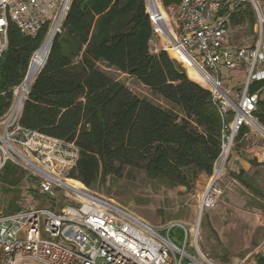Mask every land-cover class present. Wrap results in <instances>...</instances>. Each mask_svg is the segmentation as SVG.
<instances>
[{"label": "trees", "instance_id": "trees-1", "mask_svg": "<svg viewBox=\"0 0 264 264\" xmlns=\"http://www.w3.org/2000/svg\"><path fill=\"white\" fill-rule=\"evenodd\" d=\"M177 2L161 0L165 7ZM227 12L225 8L219 14ZM233 13L253 21L248 4H238ZM46 33L43 27L31 36L8 24L7 48L0 60V119L9 111L13 90L25 79ZM152 38L145 0L70 1L61 32L30 84L18 120L26 132L73 145L77 157L66 180L95 191L109 178H119L124 168L141 171L167 188H189L200 174L211 176L233 113L223 115L203 88L210 87L208 78L192 67L184 69L164 50L152 52ZM100 64L135 79L165 106L137 96ZM247 91L257 94L252 115L264 125V80L250 82ZM247 132L246 126L239 129L234 149ZM22 174L8 161L0 181L10 188ZM232 176L259 193L246 183L243 170ZM28 190L38 197L37 190ZM19 209L17 205L6 214ZM256 264H264V256Z\"/></svg>", "mask_w": 264, "mask_h": 264}, {"label": "built area", "instance_id": "built-area-1", "mask_svg": "<svg viewBox=\"0 0 264 264\" xmlns=\"http://www.w3.org/2000/svg\"><path fill=\"white\" fill-rule=\"evenodd\" d=\"M70 1L0 0V60L7 48L9 23L31 36L46 27L44 42L51 40L61 32ZM241 3L253 9L261 37L264 18L260 2L236 0V5ZM145 5L153 32L150 45L162 39L161 50L168 53L169 49H175L184 54L199 74L212 81L207 90L219 104L221 113L225 115L230 107L233 111L232 121L224 129L221 159L213 167L211 182L202 195L199 210L212 207L221 194L216 183L223 173L236 134L242 126L252 127L257 123L252 114L258 96L248 93L247 88L252 81L264 80V67H258L264 61L260 41L252 48H229L228 14H219V4L215 0H178L176 4L166 6L167 11L174 12L169 21L159 0H145ZM221 68L229 71L242 68L246 74L238 103L222 88ZM30 84L26 75L13 90L9 111L0 119L4 125V140H0V168L7 160L25 164L22 158L27 156L22 152L21 156L16 154L15 143L23 146L28 154L29 151L36 154L34 165L39 170L43 168L37 163L38 157L44 155L43 162L50 170L46 174L36 171L40 178L37 192L50 199L56 207L41 206L34 196L29 195L20 200L18 211L0 214V264H216L200 252L197 233L192 241L197 257L186 253L188 230L185 225L170 223L159 228L151 227L110 200L85 188L80 190L65 184L53 160L63 152L64 147L73 145L26 132L18 125ZM15 132L20 133L23 139H17ZM32 139L38 140L34 148L29 145ZM75 160H70L71 164L62 161L61 167L68 165L71 168ZM57 189H63L61 195ZM57 198L65 199L67 203L58 207ZM175 226L185 233L183 248L170 238ZM260 248L261 256H264V240Z\"/></svg>", "mask_w": 264, "mask_h": 264}, {"label": "rangeland", "instance_id": "rangeland-1", "mask_svg": "<svg viewBox=\"0 0 264 264\" xmlns=\"http://www.w3.org/2000/svg\"><path fill=\"white\" fill-rule=\"evenodd\" d=\"M260 10L264 15V0H261ZM246 33L252 34L249 24L247 26L244 24L238 35ZM167 54L176 60L169 53ZM181 57V63L176 61L184 69L191 68L185 60L186 57L182 54ZM100 67L137 96L150 98L165 106L161 100L152 98L149 90L135 79L108 68L104 64H100ZM220 75L222 88L228 92L235 103H238V96L244 89L246 77L243 69L237 68L229 71L221 68ZM227 112L233 113L232 108L227 109ZM253 118L256 119L254 116ZM231 121L232 119L228 121V124ZM257 123L264 130V125L258 121ZM247 129L248 132L244 135L240 145L236 149L232 148L228 154L223 173L216 183L221 194L216 198L212 207L199 210L202 195L211 182V177L204 174H200L189 188L180 186L167 188L158 186L141 171L124 168L119 178H109L106 184L97 190H90L85 186L84 188L92 194L110 200L135 217L138 216L137 218L151 227L159 228L170 223L185 225L188 230L187 241L185 233L178 226L171 230L170 238L181 248L186 241L185 251L194 258L197 255L192 241L197 233V245L200 252L214 263L256 264L263 257L260 253V246L264 240V133L261 134L254 127H247ZM3 134L4 125L0 122V135L3 136ZM14 136L17 139H23L18 132H15ZM37 142L36 139L30 140V147L34 148ZM14 145L30 160L36 161V154L29 150L28 154L23 146L16 143ZM62 151L59 156H55L53 163L58 165L60 177L66 180L69 179L65 175L70 167L66 165L62 168L61 162L70 163V160L76 159L77 154L73 147H64ZM43 158H45L44 155L39 156L37 163L46 171L50 170L48 164L43 162ZM1 161L0 153V163ZM8 161L19 166L23 174L18 184L10 188L8 184L0 181V188H5V191L0 189V214H6L10 209L19 206L20 200L26 199L29 195L35 196L28 189L37 190L40 180L37 172L24 163ZM240 170L244 171L246 183L259 193H255L232 176V173H238ZM65 182L73 185L74 180ZM57 191L61 195L63 189H57ZM34 198L41 206L56 207L50 199L43 195L39 194ZM58 198V207L67 203L65 199Z\"/></svg>", "mask_w": 264, "mask_h": 264}, {"label": "crops", "instance_id": "crops-1", "mask_svg": "<svg viewBox=\"0 0 264 264\" xmlns=\"http://www.w3.org/2000/svg\"><path fill=\"white\" fill-rule=\"evenodd\" d=\"M159 1H160L162 11H163L165 18L168 21L171 20V18L174 17V12L173 11H167L166 7L163 6V4L161 3V0H159ZM215 1H217L219 4V11H221L222 9H225V8H227V10H228V12H227V14H228V21H227L228 40H227V45H228V47L232 48V49L233 48H239V47L252 48L255 45V43L260 41V52L264 55V30H263L262 36L260 37L259 36V25L257 23L253 9L250 7V9L252 10V13H253V21L251 22L248 16L244 15V18L242 19V18H240V16L237 13L236 14L233 13L235 11L236 6H237L236 0H215ZM258 1L260 2V6H261V0H258ZM262 16L264 18L263 14H262ZM244 24L246 26L248 24L250 25L253 35L249 34V33L238 35L239 30L243 29ZM254 40H255V42H254ZM161 45H162V39L155 40V42L153 44H151L152 52L156 53L159 50H161ZM168 53L171 57L176 58L180 62H182L181 54H179L178 52L175 51L174 53H170V51L168 50ZM185 60L189 63V65H191V67L193 69H195L193 64L187 58H185ZM258 67H264V61L262 63H260L258 65ZM49 139H51V138H49Z\"/></svg>", "mask_w": 264, "mask_h": 264}, {"label": "bare ground", "instance_id": "bare-ground-1", "mask_svg": "<svg viewBox=\"0 0 264 264\" xmlns=\"http://www.w3.org/2000/svg\"><path fill=\"white\" fill-rule=\"evenodd\" d=\"M49 44H50V39H48L47 41H45L43 43L42 47H40V49L38 51H36V53L33 55L32 59H31V62H30V67H29V70H28V73H27V83L28 84L33 81V79L35 78V76L38 74L39 70L43 66V64L45 62V58H46L47 52H48V49H49ZM169 51H170V53H174L175 51L177 52V50H175V49H169ZM178 53L179 54H182L181 52H178ZM182 55H184V54H182ZM208 80H209L210 84H212V81L209 78H208ZM252 127H254L255 129H257L261 134L264 133L263 128L259 124L255 123V124L252 125ZM0 140L1 141L4 140L1 135H0ZM14 151L16 152V154H18L20 156L22 155L20 153V151L17 148H15V147H14ZM25 158L26 159L24 160V162H25V164L27 166H29L30 168H32L35 171H39L40 173L46 174V170H44V169L39 170V168L34 165L35 163L32 160L28 159L27 157H25ZM65 184H67L69 186H72V188L80 189V190L82 189L83 190V186L79 182H77V181H74L73 185L68 184L66 182H65Z\"/></svg>", "mask_w": 264, "mask_h": 264}, {"label": "water", "instance_id": "water-1", "mask_svg": "<svg viewBox=\"0 0 264 264\" xmlns=\"http://www.w3.org/2000/svg\"><path fill=\"white\" fill-rule=\"evenodd\" d=\"M54 38V37H53ZM53 38L50 40V44H49V49H48V52H47V55H46V58H47V56H48V53H49V51H50V47H51V44H52V41H53ZM42 47V46H41ZM46 58H45V61H46ZM45 63V62H44ZM44 65V64H43ZM43 67V66H42ZM42 67H41V69H42ZM40 69V70H41ZM40 70H39V72H40ZM38 72V73H39ZM23 160H25L24 158H22Z\"/></svg>", "mask_w": 264, "mask_h": 264}]
</instances>
